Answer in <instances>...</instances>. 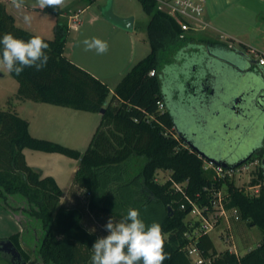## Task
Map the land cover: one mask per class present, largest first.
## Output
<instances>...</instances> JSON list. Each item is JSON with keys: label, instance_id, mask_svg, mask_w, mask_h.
Masks as SVG:
<instances>
[{"label": "trees", "instance_id": "obj_1", "mask_svg": "<svg viewBox=\"0 0 264 264\" xmlns=\"http://www.w3.org/2000/svg\"><path fill=\"white\" fill-rule=\"evenodd\" d=\"M81 1L94 3V0ZM139 1L150 17L147 31L152 51L125 75L114 92L65 55L70 29L67 18L61 16L59 9H43L58 15L54 38L42 37L50 45L47 50L50 59L41 71L26 68L19 76L10 73L19 84L18 91L9 100L8 109L0 110V200L6 206L11 197H22L29 206L24 211L41 222L44 237L37 249L42 264H91L92 245L101 236L87 225L89 214L110 213L122 219L125 216L102 206V190L117 183L116 177L104 182L103 176H110L109 172L115 176L125 165L140 160L135 176L140 200L159 203L165 209L166 216L160 224L165 252L170 258L164 264H193L185 249L192 242L211 264H264V237L258 247L244 255L218 251L211 236L199 232L200 222L187 221L192 211L189 199L200 207L211 206L215 193L224 189L226 208H239L243 220L264 233V142L247 157V161L260 159L262 163L253 182L261 183L262 187L257 195L249 196L234 180L220 179L212 170H204V161L211 160L199 152L203 150L198 135L191 129L196 111L210 103L214 79L224 61L246 74L264 75V68L259 63L255 65L256 58L250 57L246 49L241 54L229 49L226 43L222 44L228 50L213 46L215 42L211 41L207 46L201 45L190 35L181 39L180 26L157 9L155 0ZM5 33L25 41L37 36L18 27L14 16L0 2V37ZM178 51L185 52L186 63L193 59L195 66L189 72L179 65L182 60L175 55ZM172 61L178 67L170 68L168 63ZM248 68H252L250 73ZM152 71L154 75L150 74ZM15 100L87 113L105 111L88 148L80 152L33 137L29 121L15 109ZM160 104L164 106L162 110ZM25 149L77 160L78 169L69 191L82 189L88 206L67 207L61 203L62 188L52 176H44L41 169L27 163ZM216 160L218 165L226 164L228 168L239 166L242 161ZM159 171L171 172L163 184L156 179ZM175 184H180L182 191H176ZM182 205L186 207L183 209ZM8 239L20 251L23 261L28 262L30 258L20 245V235Z\"/></svg>", "mask_w": 264, "mask_h": 264}, {"label": "rangeland", "instance_id": "obj_2", "mask_svg": "<svg viewBox=\"0 0 264 264\" xmlns=\"http://www.w3.org/2000/svg\"><path fill=\"white\" fill-rule=\"evenodd\" d=\"M109 1L110 0H101L98 4L93 3L91 5L82 3L80 5V8L86 9L82 16L87 17L91 13L99 14V11H101L103 7H106ZM115 3L116 8L118 7V5H122V7H127L129 10H131L133 15L136 16L137 21L141 22V24H143V21L145 22V20L148 19L147 13L143 11L142 7L140 6L137 0H115ZM34 4H36V1L33 2L32 5ZM114 12L116 14L119 13L118 10H115V8ZM207 12L212 28H210L207 32H198L188 35H190L196 40L213 38V40L220 42L226 41L222 37H230L236 40L234 43L236 46H238V48L241 46L240 43L244 41L246 43L256 46L259 49H264V0H209L207 5ZM52 16L53 17L50 16L52 21L53 19L55 20V18L58 17L57 14H54ZM33 23L40 24V21L38 18L35 19L34 17H32L30 24H21V22H19V24L16 25L35 35H42L43 38H54L52 22H50L49 26L47 20H45L42 23L41 27L46 31L42 30L40 32L36 30ZM137 31L138 34H141L143 38L148 39L146 31H142V33L141 30ZM77 36V33L74 32L71 35V39L77 38ZM175 55L177 56V59L182 60L179 64L183 66L182 69H187L189 72L190 69L194 68L195 63L193 59L189 58L188 63L185 62V52L178 51L177 53H175ZM168 64L170 65L169 67H173V69L175 67H178L177 63L173 61ZM18 87V82L10 75V72L2 65H0V110L8 109V102L11 98L16 95ZM17 103L18 101L15 100L14 105H17ZM28 104H34V102L32 103V101H29ZM43 106V108L45 109L50 108V111H34V114H32L28 113V111L23 112V110L21 111L20 116L24 119H26L27 117L31 119L33 129L35 128V126L39 127L40 123L42 125L43 121L41 120L47 118L53 121L60 120L70 124H75V127L79 126V128L77 127V131L81 130V134L84 135L78 139H64L62 137L53 136L52 134H46L44 136L47 138H52L53 140L35 137L33 135L32 136L39 139L53 141L62 144L66 147L78 150L80 152H85L91 140L93 139L97 128L100 125L101 116L97 113H87L80 111L78 112L70 108L59 107L50 104H44ZM53 109L65 110L66 112L75 114L77 117L73 119V115L63 116L56 112H52L51 110ZM83 116L86 118H83ZM30 152L35 155L33 160V163H35V165L44 166L47 170L56 169L60 166L64 168L65 179H62V185L64 190L66 191V194L61 199V203H63L67 207H76L79 204L84 207L88 206V198L86 194L82 191V189L76 187L74 193H72L69 191V186L67 185V183L72 182V171L74 167L78 166V161L74 159H67L68 163H60L55 159L52 160L42 157L43 155H41L42 153H40L39 151ZM139 165L140 160H135L134 162L125 165L121 170H118L117 173L114 174L115 176H112L110 172V176L108 174H105L103 176L104 182L108 181L110 177H116L117 183H113L112 185L110 184L108 185L109 187H106L102 190L100 195L101 204L103 207L108 208L112 212L121 213L124 215L127 214V211L130 208L138 209L140 211L141 219H143L146 225H150L153 222L161 223V221L166 216L164 207L156 202L144 203L140 200L139 186L137 185V181L135 179V176L137 175L140 169ZM260 168L254 170L251 174H246L242 176L241 179H233L237 186L242 188L244 192L249 196L257 195L256 189L253 188L255 186V183L253 182L255 179L258 178ZM170 176V171H159L156 174V179L159 181V183L163 184L170 178ZM0 207L12 214L13 217H15L14 219H12L11 215H0V232L11 231L14 229L15 224H18L20 222L23 225L25 232L24 248L30 258L27 263L42 264V258L38 253L37 248L41 244V241L44 237V228L39 220L35 219L34 217H31L28 213L24 211L29 208L26 200H24L20 196L11 197L6 206H4L2 200H0ZM235 212V214L233 212L228 213L227 220H229V223L231 224L233 230L232 233L235 235L234 246L236 250L222 241V239L225 238L226 234L229 231L226 217L220 219V222L217 225L218 227L216 226L214 230L210 232V236L215 242L218 251H226L230 247L232 250H235L237 254L244 255L249 250L255 249L258 246V241L263 239L264 233L258 226H249L247 222L243 220L242 213L239 208H236ZM237 216L239 217V220H236ZM110 217H112L114 223L120 222L122 220V218L115 217L110 213H91L89 214L87 225L90 227L91 230L94 229V231L97 232L101 237L106 236L108 233L104 230V225ZM235 225L241 226L242 228L239 231H235ZM0 264H11V262L7 259H4L3 257H0Z\"/></svg>", "mask_w": 264, "mask_h": 264}, {"label": "crops", "instance_id": "obj_3", "mask_svg": "<svg viewBox=\"0 0 264 264\" xmlns=\"http://www.w3.org/2000/svg\"><path fill=\"white\" fill-rule=\"evenodd\" d=\"M36 0H23V7L20 9L15 8L12 5V0H1L3 4L6 5V8L10 14H12L15 18L16 24L25 23L23 17L25 14H30L35 19H39L40 24H34V27L39 32L44 30L41 26L42 23L47 20V23L50 26V22H52V29L54 30L55 25L57 23L58 17L51 20L50 16L53 17L55 13H49L43 11V9H39L36 4L32 5ZM101 0H94V4H98ZM113 1V11L118 10L119 13H115L117 16L122 18H134V30L132 32L123 30L117 26H114L107 20H105L102 11L105 7L97 13H91L87 17H83L82 15L86 11V9H81L80 5L83 3L81 0H66L65 6H61L59 10L62 12L61 16L67 18L69 24V33L67 37L66 47H65V55L73 61L75 64L79 65L83 69L89 71L94 76L102 80L106 83L111 92H114L116 86L121 82V80L125 77V75L141 60L146 58L152 51L149 35L147 31V25L150 20L149 15L148 19L141 22L137 21L135 15H133L132 11L127 7L124 8L122 5H118L116 8L115 0ZM140 6L143 9V6L139 0H137ZM89 7V6H88ZM81 10V11H80ZM144 11V9H143ZM145 12V11H144ZM47 15V16H44ZM58 16V15H57ZM78 19L79 23L77 29L72 28L74 24V18ZM207 20H209L208 12H207ZM211 23V22H210ZM29 24V23H28ZM44 26V25H43ZM21 28V27H20ZM48 29V28H47ZM137 30L146 31L147 38H143L141 34H138ZM46 31V30H44ZM76 32L77 38L71 39V35ZM42 37V35H37ZM93 37L104 40L108 43L109 48L108 51L103 55H98L94 50L93 51H85L83 40L91 39ZM221 37V36H220ZM148 40V41H147ZM233 41H236L232 38ZM208 41L215 42L213 46H219L222 49H226L225 45L220 42L213 40V38H206L204 40H196L195 42L207 46L209 44ZM241 46L238 48L236 46L234 49L237 50L238 53H243L245 49L255 50L258 54L264 55V49H259L254 45L246 43L242 41ZM71 45V46H70ZM75 46V47H74ZM223 46V47H222ZM230 49V48H229ZM228 50V49H226ZM233 51V49H231ZM230 50V51H231ZM258 61L255 64L258 66ZM100 64V65H99ZM101 67H99V66ZM103 66V68H102ZM261 66V65H260ZM264 68V66H261ZM249 73L252 71V68H248ZM252 74H246L240 68L231 65L229 62L224 61L218 71V75L214 79L215 84H213V90L210 93V103L207 104L206 107H202L196 111V121L192 126V132L198 135V139L200 141V148L205 151L208 156L218 160H226L230 159L231 162H239L251 155V153L261 147L264 142V123L258 122L256 120H249L241 122L237 124L236 122H227L221 121L220 117L223 112V105L227 104L229 107L232 106L233 101L241 96L246 91L247 79L251 77ZM31 102V101H30ZM29 101L19 102L15 105L16 111L21 114V111L32 113L50 111V108H43L44 104L35 103L28 104ZM33 103V102H32ZM52 112H56L63 116L65 115H73V119L77 116L75 114H71L70 112H66L65 110H51ZM76 111V110H75ZM79 112V111H78ZM83 112V111H80ZM31 114V115H32ZM101 116L100 113H97ZM83 118H86L83 116ZM26 120L29 121L30 124V133L35 137L46 138L49 140H53L52 138L44 137L46 134H52L53 136L62 137L64 139H78L81 138L84 134H81V130L77 131V127L75 124H70L65 121L60 120H49L42 119L43 124L40 126H35L33 129L32 121L28 117ZM30 151H34L31 149H25L24 154L26 157L27 163L32 166L39 168L43 171L44 176H52L58 185L62 188L64 195L66 191L63 188V181L65 179L64 176V168L57 167L56 169L47 170L44 166L35 165L33 163L34 154ZM42 157L47 159L56 160L60 163H68V158L62 154L58 153H46L41 152ZM68 159V160H67ZM77 161V160H76ZM78 166L74 167L72 171V182L67 183L69 186V190L73 186V180L75 172L77 171ZM8 214L11 215V218L14 219L12 214L5 211L0 207V215ZM17 221V219H16ZM19 222V220H18ZM231 227V224H230ZM235 231H239L242 227L235 225ZM233 241L235 244L234 234ZM24 227L19 222L15 224L13 230L5 232H0V240L8 239L10 236L19 234L20 235V245L22 249L24 248ZM236 233V232H235ZM214 242V241H213ZM262 242V239L258 241V246ZM215 244V242H214ZM257 246V247H258ZM217 249V246L215 244ZM218 250V249H217ZM250 251V250H249ZM26 252V251H25ZM246 254V253H245ZM239 255V254H238ZM243 255V254H241ZM5 259V258H4ZM28 264V263H27Z\"/></svg>", "mask_w": 264, "mask_h": 264}, {"label": "clouds", "instance_id": "obj_4", "mask_svg": "<svg viewBox=\"0 0 264 264\" xmlns=\"http://www.w3.org/2000/svg\"><path fill=\"white\" fill-rule=\"evenodd\" d=\"M66 0H36L39 9L65 6ZM12 5L20 9L23 0H12ZM31 23L30 14L23 17ZM85 51H95L103 55L108 51L106 41L93 37L83 40ZM0 65L10 73L21 75L26 68L43 70L50 59L47 43L40 36H32L27 41L16 38L11 33L0 37ZM106 236L99 237L92 245L91 264H164L170 256L165 252V239L162 226L158 222L146 225L138 209L130 208L120 222L110 217L104 225ZM94 231V229H93Z\"/></svg>", "mask_w": 264, "mask_h": 264}, {"label": "built area", "instance_id": "obj_5", "mask_svg": "<svg viewBox=\"0 0 264 264\" xmlns=\"http://www.w3.org/2000/svg\"><path fill=\"white\" fill-rule=\"evenodd\" d=\"M157 3V9L164 14L172 17L176 20L181 29V39H185L188 34H194L198 32H207L211 27L210 22L207 20V5L209 0H155ZM74 24L72 28L77 29L78 19L74 18ZM225 43L228 45L230 49H234L236 47L235 41L230 37H222ZM247 53L250 57L256 58L261 66H264V55L258 54L255 50L246 49ZM154 75L155 72L152 71L150 73ZM160 109L164 108L163 104L159 105ZM262 165L259 159H254L251 161H247L239 166L228 168L223 165H218L213 163L212 161L205 160L204 161V170H212L217 178L225 179L229 178L231 180L235 178L241 179L242 176L246 174H251L254 170L260 168ZM176 191H182V186L180 184H175ZM262 187V184L259 183L255 185L253 188L256 189V193L258 194ZM227 195L224 189L219 190L215 193L214 197L211 200V206L200 207L194 201L189 199V203L192 206V211L187 217V221L189 222H200L201 227L199 232L207 233L210 235V232L214 230V228L219 224L220 219L226 217L228 213L233 212L235 209L228 210L226 208ZM186 206L182 205L184 209ZM213 216H217L216 218ZM191 217V218H190ZM236 220H239V217H236ZM228 223V233L222 241L230 247L234 246L233 235L231 234V227L229 220ZM218 227V226H217ZM227 250L231 253L237 254L235 250L231 248ZM188 252L189 257L191 258L193 264H211L210 260H207L202 257L199 249L195 245V243H190L185 247ZM224 251V250H223Z\"/></svg>", "mask_w": 264, "mask_h": 264}, {"label": "water", "instance_id": "obj_6", "mask_svg": "<svg viewBox=\"0 0 264 264\" xmlns=\"http://www.w3.org/2000/svg\"><path fill=\"white\" fill-rule=\"evenodd\" d=\"M102 14L108 22L123 30L132 32L134 30V18H122L117 16L113 11V1L110 0L108 5L103 9ZM246 91L233 101L231 107L223 105V112L220 117L221 121L236 122L240 124L244 121L256 120L264 123V75L256 74L247 79ZM104 109L101 114L104 113ZM203 157L208 158L215 164H219L214 158L208 156L204 151H199ZM248 158L240 161L237 165L243 164ZM226 166V164H223ZM0 255L9 260L11 264H27L23 261V256L14 243L9 239L0 240Z\"/></svg>", "mask_w": 264, "mask_h": 264}]
</instances>
